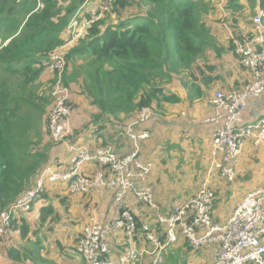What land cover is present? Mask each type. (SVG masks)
<instances>
[{
	"label": "trees",
	"instance_id": "trees-1",
	"mask_svg": "<svg viewBox=\"0 0 264 264\" xmlns=\"http://www.w3.org/2000/svg\"><path fill=\"white\" fill-rule=\"evenodd\" d=\"M84 2L0 0V69L21 74L28 83L39 82L48 54L63 43V34ZM260 2L264 8V0ZM212 4L211 0H115L110 11L86 29L68 52L64 85L71 94L78 89L82 103L94 108V121L110 116L122 127V121L117 122L120 117L134 118L141 109L150 108L157 115L150 123L161 122L166 109L180 103L171 88L175 77L188 88L190 101L196 92L205 97L202 89L208 91L217 78L215 64L207 59L211 50L221 55L216 35L219 20L215 16L213 21L205 18L209 9L214 10ZM227 4L235 31L249 13L254 15L257 0H227ZM228 52L240 63L232 45ZM240 67L249 73L241 63ZM50 77L49 82H53L52 74ZM12 88L13 83L0 78V213L23 196L51 161L49 151L39 143L43 133L36 127V106L33 110L34 104L28 100L27 108ZM72 103L74 112L82 105L75 99ZM59 184L66 183L53 185ZM48 198L46 188L41 201ZM55 213L50 206L42 209L41 222ZM24 221L25 216L15 219L9 232L20 229L24 234ZM135 222L136 232L144 236L145 224ZM5 237L0 239V246ZM7 255L16 263L28 256L11 248Z\"/></svg>",
	"mask_w": 264,
	"mask_h": 264
},
{
	"label": "built area",
	"instance_id": "built-area-1",
	"mask_svg": "<svg viewBox=\"0 0 264 264\" xmlns=\"http://www.w3.org/2000/svg\"><path fill=\"white\" fill-rule=\"evenodd\" d=\"M114 2L104 0L99 15L92 21L79 23L74 16L65 43L47 56L46 68L53 77V105L47 116L49 137L53 145L67 151L69 158L52 159L38 172L23 196L0 213V239L6 236L15 219L31 214L46 192L47 184L66 183L71 194L112 191L121 208L118 218L104 223L93 217L84 227L77 252L87 264H138L148 257L152 258L151 264H164L168 248L178 242L179 236L194 252L210 245L217 246L212 264H264V184L245 195L232 216L223 223L216 222L213 217L216 194L206 185L183 205L167 213L161 208L147 183L152 165L145 163L141 154V145L152 137V131L146 128L157 116L152 109H141L122 127L133 143V151L129 154L117 152L113 145L90 149L73 142L74 104L71 91L63 83L68 66L66 57L86 29L108 13ZM230 42L251 77L239 89L216 92L212 101L213 115L206 122L217 126L213 135L211 172L234 183L236 165L245 144L252 141L255 146H264V110L255 121L249 122L246 118L250 103L264 96V11L259 9L253 17L249 33L232 35ZM92 164L100 169L85 173L84 167ZM127 195L155 213L165 229L166 240L161 241L148 225H144L145 239L153 248L149 251L128 249L115 256L109 245L111 235L121 230L132 239L137 234L135 218L125 208Z\"/></svg>",
	"mask_w": 264,
	"mask_h": 264
},
{
	"label": "crops",
	"instance_id": "crops-1",
	"mask_svg": "<svg viewBox=\"0 0 264 264\" xmlns=\"http://www.w3.org/2000/svg\"><path fill=\"white\" fill-rule=\"evenodd\" d=\"M211 1L214 10L209 9L205 18L213 21L212 18L215 16L216 20H219L216 27L218 49L228 52L230 37L249 33L250 28L247 24L248 21L252 24V18L249 20L247 16L234 31L227 0ZM260 1L257 0L254 8L255 15L259 9L264 11ZM101 3V1L96 3V7ZM67 31L62 39L67 36ZM210 63L216 66L214 75L216 74L217 78L208 91L202 89L206 92L205 97L196 92L194 93L196 98L190 101L187 87L173 90L180 97V103L169 106L165 118L162 121L158 120L161 122L146 126L152 131V137L141 145V154L144 162L152 165L147 183L165 212L183 205L206 185L216 194L213 217L216 222L223 223L232 216L235 207L245 195L264 184V146H255L252 141L245 144L236 165L237 180L232 184L226 182L217 172H211V164L214 161L213 135L217 126L206 121L213 115L212 101L216 92H227L249 81L250 74L242 70L237 58L230 53L221 55L213 53ZM50 75L48 70H44L39 81L44 88V96L48 95L52 99ZM78 92V89H75L71 95L72 100L75 99L82 104L72 116V129L75 135L73 142L90 149L98 148V144L108 143L113 145L117 152L131 153L133 143L121 125L117 126L116 121L112 120L114 118L110 116L103 118L101 122L94 121L96 111L91 105L82 103L83 97L78 95ZM263 110L264 96L250 103L247 121H255ZM120 118L117 122L122 121V117ZM132 119L127 120V123ZM100 123H104V126ZM50 157L51 160H65L69 158V154L63 147H54L50 151ZM99 169L94 165L84 167L87 174ZM68 186L47 184L49 198L46 201H38L31 214L25 216V227L22 228L25 233L22 234L19 229V232H9L5 237L4 243L0 246V264H86L76 252L84 227L93 217L104 223L118 218L120 206L116 203L112 191L92 192L87 195L71 194ZM139 204L133 196H126L125 208L129 209L135 219L148 225L159 238H166L165 229L157 226L155 213ZM49 206L56 211L57 218L52 219L54 215L41 222L42 209ZM18 224L21 225L22 221ZM184 240L179 236L178 242L167 250L164 264H212L217 246L210 245L194 252ZM109 245L115 256L128 249L149 251L153 248L140 231L132 239L121 230L115 231L109 239ZM8 248L17 249L28 256L21 257L23 261L16 263L8 257ZM151 262L152 258L148 257L138 264Z\"/></svg>",
	"mask_w": 264,
	"mask_h": 264
},
{
	"label": "rangeland",
	"instance_id": "rangeland-1",
	"mask_svg": "<svg viewBox=\"0 0 264 264\" xmlns=\"http://www.w3.org/2000/svg\"><path fill=\"white\" fill-rule=\"evenodd\" d=\"M100 1L102 2V0H85L84 4L78 8V11L75 14L77 21L79 23H86L88 21H92L97 15H99L101 5L96 7L97 5H95V4L100 2ZM91 8H92V10H91ZM252 13H256V11L254 10ZM248 15H249V18H248L249 20H251V18L253 19V17H255V14L253 15V14L249 13ZM247 25L251 31V28H252L251 22L248 21ZM68 34H69V31H67V36H68ZM67 36H65V39H63L62 45L65 43ZM229 46H231V45H229ZM213 53L215 55H217L214 51L210 52L207 55L208 62H210L212 60V54ZM221 54H229V53L227 51H221ZM230 54L233 55L232 53H230ZM45 70H48V69L45 68ZM0 78H1V80L3 79V80H6L10 83H13L14 88H12L11 90L17 92L18 95L20 96V98L22 97L23 104L27 105L26 106L27 108H29L28 106H30V103L28 102V100H32V102L34 104L33 110H35V106L37 108V110L35 111L37 113V116L35 115L36 127L39 128L40 131H42V133H43V137L39 143L41 144V148L43 150H45L44 148H47V150L50 153V151H51L50 149L53 147V143L49 137L47 116H48L49 111L53 105V98L50 99V97L48 95L44 96V88H43L42 83L40 81L35 82V83H28L26 80L23 81L24 77L19 73H15V72L6 73V72H4V70L0 69ZM49 81H51V80H49ZM21 82H22V84L19 87ZM49 83H50L49 85L51 86L50 95L52 97L53 82H49ZM15 86H17V87H15ZM171 88L173 90H177V89H181V88L184 89L183 82L180 83L179 78L175 77V80H174ZM129 119L130 118H122V127L127 123V120H129ZM85 128H87V127H85ZM81 130H85V129H81ZM81 133L82 132L80 131L79 134H81ZM73 137L75 138V135Z\"/></svg>",
	"mask_w": 264,
	"mask_h": 264
}]
</instances>
